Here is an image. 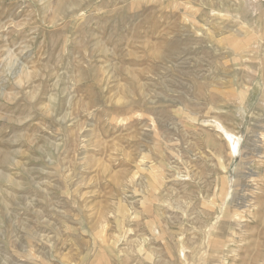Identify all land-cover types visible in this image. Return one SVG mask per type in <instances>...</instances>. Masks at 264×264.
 <instances>
[{
    "label": "rangeland",
    "instance_id": "1",
    "mask_svg": "<svg viewBox=\"0 0 264 264\" xmlns=\"http://www.w3.org/2000/svg\"><path fill=\"white\" fill-rule=\"evenodd\" d=\"M0 264H264V0H0Z\"/></svg>",
    "mask_w": 264,
    "mask_h": 264
}]
</instances>
